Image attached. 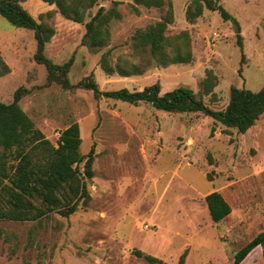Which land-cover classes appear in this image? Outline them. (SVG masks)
Listing matches in <instances>:
<instances>
[{
    "label": "rangeland",
    "instance_id": "obj_1",
    "mask_svg": "<svg viewBox=\"0 0 264 264\" xmlns=\"http://www.w3.org/2000/svg\"><path fill=\"white\" fill-rule=\"evenodd\" d=\"M113 1L98 0L83 23L66 19L44 0L23 3L38 20L53 12L48 21L55 34L45 54L60 65L73 58L70 88L51 81L35 60L33 31L0 14V52L11 69L0 77V101L12 102L22 88L21 107L53 144L77 122L82 154L94 149L88 204L68 217L52 212L40 220H0V264H151L136 250L162 260L156 264H179L186 249L185 264H229L264 231V114L242 133L202 112L96 98L78 84L92 77L103 91H136L159 83L161 93L186 86L212 109L223 110L232 86L254 91L264 86V0H218L235 19L205 8L194 22L186 17L193 0H171L175 21L166 35L188 31L192 60L167 65L133 40L138 28L160 20L167 7L139 5L137 12L133 0H116L122 17L111 21L108 44L96 50L82 44L86 22ZM107 50L117 69L111 74L101 66ZM210 72L214 87L206 92ZM212 191L232 207L219 223L205 200ZM244 264H264L263 248Z\"/></svg>",
    "mask_w": 264,
    "mask_h": 264
},
{
    "label": "trees",
    "instance_id": "obj_2",
    "mask_svg": "<svg viewBox=\"0 0 264 264\" xmlns=\"http://www.w3.org/2000/svg\"><path fill=\"white\" fill-rule=\"evenodd\" d=\"M25 1L0 0V14L11 24L32 30L37 42L35 60L45 65L51 81L57 80L65 87H73L68 80L73 58L60 65L45 54L46 45L55 34V28L48 21L53 12L40 14L38 20L24 7ZM44 1L56 5L66 19L77 23H83L87 12L98 2V0ZM118 5L119 1L115 0L109 8L99 6L85 24L83 45L96 50L108 44L111 37V21L122 17ZM139 5L148 8H167L160 20L136 30L133 35L134 46L147 49L164 65L190 62L192 51L188 31L184 30L174 36L166 35L168 25L175 21L171 0H133V8L137 12ZM205 8L219 11L226 20L235 19L218 0H193L186 10L187 19L194 22L203 14ZM238 44L243 47L240 35ZM109 54L110 50L103 53L101 66L111 74L117 69L109 63ZM10 71V66L0 52V77ZM118 71L123 75H129L126 68L119 67ZM78 85L92 90L96 98L105 96L134 104L148 102L155 108L167 112H202L219 120L227 128H237L242 133L252 128L264 114V86L257 91L232 86L226 108L214 110L206 105L193 89L186 86H179L165 93H161L159 83L136 91L127 88L103 91L92 77L85 78ZM204 85L206 92L212 91L214 87L212 72L204 80ZM22 96L23 89L19 88L15 91L12 102L0 101V220H40L52 212L68 217L81 205H87L90 200L87 179L94 176V149L92 148L87 155L82 154L81 130L77 122L62 130L57 145L53 144L21 107ZM205 200L215 223L224 220L232 211L230 203L219 191L208 193ZM258 247L263 248L264 257V231L259 232L236 251L229 264H241ZM187 252L186 249L181 254L179 264H185ZM135 253L151 264L162 261L141 250H136Z\"/></svg>",
    "mask_w": 264,
    "mask_h": 264
},
{
    "label": "crops",
    "instance_id": "obj_3",
    "mask_svg": "<svg viewBox=\"0 0 264 264\" xmlns=\"http://www.w3.org/2000/svg\"><path fill=\"white\" fill-rule=\"evenodd\" d=\"M258 248H260V247H258ZM258 248H256V249L254 250V252H255ZM254 252H252L251 254H253ZM251 254H250V255H251ZM250 255H248L247 258H246L241 264H244L245 261L248 259V257H249Z\"/></svg>",
    "mask_w": 264,
    "mask_h": 264
},
{
    "label": "water",
    "instance_id": "obj_4",
    "mask_svg": "<svg viewBox=\"0 0 264 264\" xmlns=\"http://www.w3.org/2000/svg\"><path fill=\"white\" fill-rule=\"evenodd\" d=\"M237 31H239V28H237Z\"/></svg>",
    "mask_w": 264,
    "mask_h": 264
}]
</instances>
